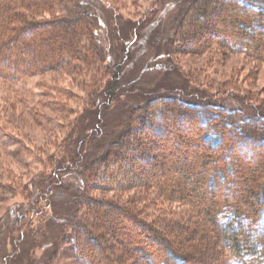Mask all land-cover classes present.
Wrapping results in <instances>:
<instances>
[{"label": "trees", "instance_id": "1", "mask_svg": "<svg viewBox=\"0 0 264 264\" xmlns=\"http://www.w3.org/2000/svg\"><path fill=\"white\" fill-rule=\"evenodd\" d=\"M196 3L182 19L183 32L180 25L176 31V36L184 35L186 46L192 41L200 45L208 32L223 48L236 52L246 48L253 56H264V0ZM94 27L83 0H0V81L17 88L49 72L84 71L94 78L102 69L113 75L103 89L109 102L122 86L120 68L102 66L101 40ZM132 30L136 28H126L123 40L133 35ZM50 84H39L51 93L44 96L55 95L57 88ZM142 111L133 118L131 130L128 125L95 162L86 164L80 195L74 194L77 207L60 221L48 264H59L60 254L68 250L77 264H214L215 247L232 253L238 264H264V119L172 97L151 100ZM246 150L250 160L238 159L236 155ZM75 161L72 154L57 161L52 174L34 177L29 187L16 189L0 182V200L21 190L30 211L42 216L43 206L52 208L50 194L60 186L62 168ZM98 177L107 182L96 184ZM237 184L239 197H234L230 190ZM135 186L153 187L161 196L193 207L203 228L211 227L204 228V244L181 239L183 227L178 224H146L132 207L94 195L101 187L125 191ZM24 216L13 221L11 233L20 231ZM32 244L28 243L30 249Z\"/></svg>", "mask_w": 264, "mask_h": 264}, {"label": "rangeland", "instance_id": "2", "mask_svg": "<svg viewBox=\"0 0 264 264\" xmlns=\"http://www.w3.org/2000/svg\"><path fill=\"white\" fill-rule=\"evenodd\" d=\"M83 1L101 40L102 66L120 68L118 85L122 86L107 102L103 89L109 87L113 75H106L102 69L97 70L94 78L84 71L83 74L49 72L27 80L22 88H10L0 81V182L16 189L29 187L34 177L52 174L57 161L67 160L70 154L77 158L62 168L60 186L50 194L52 208L43 206L42 216L30 211L29 201L21 190L7 200H0V264H48L60 221L77 207L74 194L80 195L86 164L95 162L128 125L131 130L136 124L132 120L143 115L142 108L149 101L172 97L264 119V56H253L246 48L230 51L214 44L215 38L208 32L200 45L195 46L192 41L186 46L184 35H180L184 30L182 19L191 13L190 8L198 0ZM44 17L48 19L50 14ZM179 25L183 30L181 27L177 37ZM126 28L136 30L123 40ZM191 48L196 51L190 53ZM40 83L55 86V95L44 96L51 93L41 89ZM18 90L28 94L17 93ZM248 153L246 150L236 156L249 161ZM97 180L99 185L107 182L101 177ZM127 180L122 183L127 185ZM238 185L230 190L234 197H239ZM102 188L95 191V198L132 207L139 218L152 226L178 224L183 227L181 239L190 237L202 245L198 242H203L204 228L211 229L207 225L203 228L193 207L169 200L153 187L135 186L125 191ZM26 213L30 218L24 216ZM22 216L25 223L20 231L11 233L13 221ZM29 229L32 235L27 233ZM209 234L212 236L213 232L210 230ZM32 242L30 249L28 243ZM19 252L18 258H12ZM67 252L64 256L60 254L59 264H77L71 251ZM113 253H108L109 257L113 258ZM212 254L214 264H238L232 253L219 247ZM207 258L210 260L211 256Z\"/></svg>", "mask_w": 264, "mask_h": 264}]
</instances>
